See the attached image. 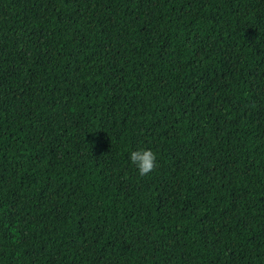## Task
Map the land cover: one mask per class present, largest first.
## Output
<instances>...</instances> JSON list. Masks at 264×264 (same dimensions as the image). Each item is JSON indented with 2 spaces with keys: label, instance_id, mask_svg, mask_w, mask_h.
I'll list each match as a JSON object with an SVG mask.
<instances>
[{
  "label": "trees",
  "instance_id": "16d2710c",
  "mask_svg": "<svg viewBox=\"0 0 264 264\" xmlns=\"http://www.w3.org/2000/svg\"><path fill=\"white\" fill-rule=\"evenodd\" d=\"M0 264H264V0H0Z\"/></svg>",
  "mask_w": 264,
  "mask_h": 264
},
{
  "label": "clouds",
  "instance_id": "9594fccd",
  "mask_svg": "<svg viewBox=\"0 0 264 264\" xmlns=\"http://www.w3.org/2000/svg\"><path fill=\"white\" fill-rule=\"evenodd\" d=\"M130 161L136 166L140 175L151 171L156 160V154L151 148L140 147L129 154Z\"/></svg>",
  "mask_w": 264,
  "mask_h": 264
}]
</instances>
